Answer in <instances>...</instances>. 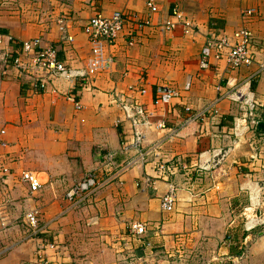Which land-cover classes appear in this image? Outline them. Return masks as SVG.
Returning a JSON list of instances; mask_svg holds the SVG:
<instances>
[{
  "label": "crops",
  "instance_id": "crops-1",
  "mask_svg": "<svg viewBox=\"0 0 264 264\" xmlns=\"http://www.w3.org/2000/svg\"><path fill=\"white\" fill-rule=\"evenodd\" d=\"M155 2L148 13L144 0H0V140L6 144L0 145V264H36L39 250L55 264H115L103 256L105 250L132 247L145 250L132 259L135 263L264 264V233L258 232L248 260L236 262L233 243L224 244L226 235L240 227L244 210L264 217V71L246 83L264 62V0ZM174 7L182 17L175 29H163ZM247 7L257 14L244 23L240 11ZM114 11L126 16L123 31L106 48L113 64L82 83L78 76L91 53L83 27L95 14ZM132 12L147 15L150 25L136 29ZM61 24L68 25L64 33ZM242 26L253 34L255 63L230 71L211 59L209 68L201 69L209 32L231 33ZM35 38L42 47H56L74 75L55 78L42 94L32 91L34 70L26 57L23 67L12 63L20 44ZM229 77L253 93L258 124L244 122L239 104L229 97L217 102V116L185 123L189 114L228 92ZM130 88L146 93L140 96ZM165 89L176 97L155 105ZM71 91L80 110L64 97ZM134 100L150 115L147 125L134 128L118 105ZM157 123L165 129H157ZM136 131L144 145H158L159 156L111 179L135 158L127 147ZM107 154L113 159L105 165ZM24 170L40 176L38 192L30 193L21 181ZM90 171L101 187L71 207L65 192ZM170 187L175 189L173 210L164 212L160 199ZM33 209L39 211L41 227L36 236L24 222ZM132 224H142L145 234L134 235Z\"/></svg>",
  "mask_w": 264,
  "mask_h": 264
},
{
  "label": "built area",
  "instance_id": "built-area-1",
  "mask_svg": "<svg viewBox=\"0 0 264 264\" xmlns=\"http://www.w3.org/2000/svg\"><path fill=\"white\" fill-rule=\"evenodd\" d=\"M144 6L149 12L156 9L155 0H144ZM147 13V14H148ZM257 14V10L254 7L243 8L240 11V19L242 22L247 23ZM132 19L136 29L143 28L150 25L148 16H140L138 13L132 12ZM171 19L163 24V29L173 30L176 28L180 21L182 14L174 7L171 10ZM126 14L120 11H114L109 16H104L100 13L91 17L83 27V32L87 36L90 44L91 53L86 60L85 73L80 78L82 83L86 82L92 76L108 70L113 60L106 52V48L113 45L120 33L124 28ZM68 25L61 24L59 30L64 33ZM205 46L201 50L200 63L201 69H208L210 66L209 61L211 59L222 61L225 63L227 69L230 71H238L243 68H248L255 63L256 52L253 48L252 38L253 34L247 27H240L239 29L227 33L216 32L211 30L207 37ZM65 41L71 42V36H64ZM26 57V62L31 65V69L34 70V84L32 91L35 94H42L50 86L52 81L57 77H64L70 79L74 75L66 68L65 64L58 57V49L54 46H41V40L35 38L20 44V51L12 58L13 65L17 67H23L25 64L22 61V57ZM258 69L255 73L251 74L246 83H249L250 79L255 77L260 72L264 71V62L258 64ZM225 86L227 87V93L220 94L213 102L204 106L200 110L188 115L185 123L202 122L207 117L217 116L218 110L216 104L224 97H229L234 102L238 103L240 109L243 112V120L246 122L248 119L252 125H257L258 122L254 119L255 106L257 105L253 93L248 89L243 90L242 87H238L234 78L225 79ZM222 86L217 87L220 90ZM130 91L140 96L146 93L145 88H130ZM65 99L71 101L76 110L81 109V104L76 99V95L71 91L64 96ZM176 97V93L173 90L165 89L159 93L158 98L154 100L155 105L170 104ZM125 110L126 117L130 118L134 128L147 125L150 117L142 105L136 100L132 101L129 106L118 104ZM127 110V111H126ZM190 113V112H188ZM157 129H165L163 123L156 124ZM4 131H0V135H3ZM144 136L139 132H135L133 140L127 148L134 150L136 156L134 159L126 162L123 166H120L111 175V179L120 178L125 171L134 166L137 163H145L149 157H157L159 153L157 151V144L144 145ZM0 145L4 147L6 144L0 140ZM113 159V154H107L104 158L105 165H108ZM162 168V166L160 167ZM2 174L8 176L10 174L7 168H3ZM20 179L22 182L28 185L30 193L34 194L38 192L43 183L40 176L29 170H24L20 173ZM154 185V182L145 179V184ZM102 183L98 182V177L94 171L87 172L79 181L74 183L64 194L65 200L71 207L79 204L86 197L90 196L94 191L101 187ZM175 201V189L170 187L169 190L160 199V208L164 212H171ZM245 213V231H250L256 224H252V221L248 219V210H244ZM39 211L37 209L30 210L24 215V222L30 230L32 236H36L41 232V227L38 221ZM251 217V216H250ZM255 217L252 216V218ZM254 222V221H253ZM250 224V225H249ZM252 224V225H251ZM131 232L136 236H142L146 230L142 224H132ZM249 235L245 236L242 240L241 246H247V240ZM229 242V238L224 240V244ZM52 245H50L51 247ZM4 250L0 248V256ZM244 253L235 258L236 262H240L243 259ZM36 264H55L48 260L44 254L39 250L36 254Z\"/></svg>",
  "mask_w": 264,
  "mask_h": 264
},
{
  "label": "rangeland",
  "instance_id": "rangeland-1",
  "mask_svg": "<svg viewBox=\"0 0 264 264\" xmlns=\"http://www.w3.org/2000/svg\"><path fill=\"white\" fill-rule=\"evenodd\" d=\"M257 108L258 107L256 105L255 106V113H254L255 116H256ZM244 213H245V211H243L242 217L240 218L241 221H239L240 227L237 228L235 234L230 235V239H229L233 243L232 252H233L234 256H236L238 254L241 255L242 253H244L243 261L249 259V257H250L249 252L251 251L252 245L255 243V241L258 238V232L264 233V223H260L261 221L264 222V217H262L256 211L248 214L249 215L248 219L252 221V224L255 223L256 226L253 229H251L250 231H245V223L244 222L246 220H245ZM246 215H247V213H246ZM254 215H255V217L252 218V216H254ZM246 235H249V239L247 240V246L242 247L240 245L241 248L239 249V242L242 241ZM227 238L228 237L226 235L225 239H227ZM104 244H107V243L105 242ZM108 246H110V245H108ZM139 249L140 248H138V247H136V248L132 247L131 250L127 251V249H126L124 252V250L120 251V250H116V248H114V249L105 250L103 256H105L107 261L111 259V262L115 263V264H116V262H118V263L120 262V264H157L155 261L152 262L151 260H146V261L137 260V263H135L134 260H132V259L137 257V256L138 257L144 256V253H145V250H139ZM149 251L150 250L146 251L147 255H148V257H146V259H150L149 257L152 256V253H150ZM252 255L254 257V254H252ZM252 259H251V263H252ZM255 260H256V258L254 257V263H256Z\"/></svg>",
  "mask_w": 264,
  "mask_h": 264
},
{
  "label": "trees",
  "instance_id": "trees-1",
  "mask_svg": "<svg viewBox=\"0 0 264 264\" xmlns=\"http://www.w3.org/2000/svg\"><path fill=\"white\" fill-rule=\"evenodd\" d=\"M228 238L230 239V237L228 236ZM229 242H230V240H229Z\"/></svg>",
  "mask_w": 264,
  "mask_h": 264
}]
</instances>
